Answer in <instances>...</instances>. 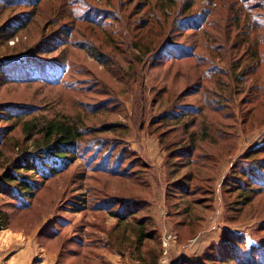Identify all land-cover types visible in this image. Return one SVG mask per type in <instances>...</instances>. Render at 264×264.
Here are the masks:
<instances>
[{
  "label": "rangeland",
  "instance_id": "374dc122",
  "mask_svg": "<svg viewBox=\"0 0 264 264\" xmlns=\"http://www.w3.org/2000/svg\"><path fill=\"white\" fill-rule=\"evenodd\" d=\"M57 123L79 133L75 158L24 210L1 194L16 226L78 264H264V0H0L3 168ZM138 133L180 156L165 175L182 196L159 213L172 232L136 196L160 174Z\"/></svg>",
  "mask_w": 264,
  "mask_h": 264
},
{
  "label": "trees",
  "instance_id": "16d2710c",
  "mask_svg": "<svg viewBox=\"0 0 264 264\" xmlns=\"http://www.w3.org/2000/svg\"><path fill=\"white\" fill-rule=\"evenodd\" d=\"M189 53L183 52L181 49H176L175 57L178 59H185L186 56H189ZM174 57V58H175ZM176 59V60H178ZM166 69V68H165ZM180 71V70H176ZM23 72V71H21ZM198 73V65H196V69H189L185 71V75L190 79L192 77V74ZM24 76V73L20 74V78L18 81H21V77ZM11 78V77H10ZM16 79H13L12 81L15 82ZM17 81V80H16ZM191 109V108H190ZM181 115V113H178ZM175 117V115L173 116ZM178 117V115L176 116ZM43 133V146L37 147L36 152L31 153L29 155H24L21 158H18L13 162L11 166L8 168H3L2 161H1V155H0V171H2V174L0 175V200L2 201L3 196L1 194L6 195V197L15 205H13V208H16V206H20L19 204L23 203V206L21 209H25L28 202L26 201V198H32L35 194V191L39 188L40 183L47 182L49 179L53 178L57 174L65 171L69 164L72 163V160L75 158V141L79 138V133L77 131L72 132L69 125L64 123H57L55 124H49L47 127L42 129ZM155 131H152V134H154ZM148 135V134H147ZM157 140L159 143L160 148L165 152V160H164V166L167 168L171 164L169 163L171 159H180V156H176L174 152L169 151V147L167 145H164L163 143V135L158 134ZM173 146V145H172ZM183 152V151H182ZM181 154V151L179 152ZM191 161L193 160L191 155H188V157ZM190 161V162H191ZM184 166H188L187 164ZM196 170H188L186 173H184V179L190 181L191 179H194L193 177H198L197 174H204L205 171H207V166L205 165H199ZM202 170V171H201ZM171 171L173 174H175V170L171 168ZM183 179V180H184ZM136 181V180H135ZM137 186V192L140 189H144L146 187L145 180L142 182L139 180L136 181ZM167 196L168 198L174 197V198H180L182 195L181 190H177L178 193L174 194L169 193V189H175L174 187L177 186L178 179L173 181L167 182ZM136 192V194H137ZM187 195V193L185 192ZM0 203V231L7 230L8 228H15L17 227V220L12 219L13 213L7 208L5 203ZM195 204L194 202H189L188 205ZM143 205V204H142ZM188 205L184 206L181 210H176V213H190L193 211V208L189 207ZM141 206V205H140ZM170 207L175 206L174 208H177L178 203H175L174 205H169ZM118 221H124L125 216H116ZM192 221H179L175 222V225H191ZM179 223V224H178ZM137 246H142L144 242L150 241L153 239L152 236L148 235L147 233L143 232V229L145 228V224L143 223L142 219L141 221L138 220L137 224ZM199 226V224H197ZM20 226V225H18ZM26 225H21L19 228H23ZM41 236V235H40ZM43 237V236H42ZM47 238V237H45ZM51 239L55 242L52 238ZM58 244V243H56ZM54 243V246L56 245ZM59 250V249H58ZM61 253V251L59 252ZM63 254V253H61ZM79 259V258H78ZM157 261V260H156ZM156 261L154 264H156Z\"/></svg>",
  "mask_w": 264,
  "mask_h": 264
},
{
  "label": "crops",
  "instance_id": "0c3cea01",
  "mask_svg": "<svg viewBox=\"0 0 264 264\" xmlns=\"http://www.w3.org/2000/svg\"><path fill=\"white\" fill-rule=\"evenodd\" d=\"M128 141L135 148L132 149L142 157L147 154V158L152 161L150 165L160 173L159 177L152 175L150 181L146 182L148 185L144 189H140L136 196L144 201L148 200L151 206L152 221L169 228L172 232L173 221L168 218L166 220L164 217L162 220L159 218L160 211L165 213L168 209L165 152L160 148L156 138H151L144 133H138ZM146 142L149 143L146 147H139ZM19 227L0 231V264H78V260L70 254L59 253L60 250L54 246L53 240L40 236L39 229L26 232Z\"/></svg>",
  "mask_w": 264,
  "mask_h": 264
}]
</instances>
